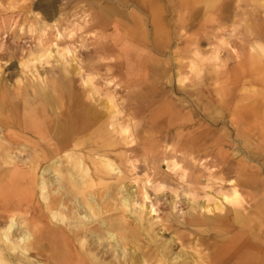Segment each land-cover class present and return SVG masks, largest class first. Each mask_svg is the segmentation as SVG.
<instances>
[{"label":"bare ground","instance_id":"obj_1","mask_svg":"<svg viewBox=\"0 0 264 264\" xmlns=\"http://www.w3.org/2000/svg\"><path fill=\"white\" fill-rule=\"evenodd\" d=\"M195 1L198 0H92L91 4H98L100 11L114 24L116 39L101 48L118 46L120 58H115L107 67L128 72V76L117 82L125 97L121 103L125 111L141 114L144 106L160 97H168L171 107L175 98L170 90L161 88L163 75L170 71L173 83L175 80L179 83L174 87L177 91L181 90L186 97L199 95L195 101L196 112L203 114L207 110L213 96L204 84L205 79L201 77L204 85L200 88L190 89L192 83L189 84L201 72L200 67L194 66L196 51L190 49L194 37L188 33L198 8H194ZM130 5L133 8L127 11ZM42 6L44 16L52 18L57 12L55 3ZM180 7L187 10L178 15L182 21L181 31L176 29L174 17ZM21 10L30 12L26 7ZM14 15L12 11L10 16ZM104 19L100 21L102 24L109 21ZM33 31L35 27L30 26L29 32ZM182 37L185 62L180 70L175 63L176 49H172ZM220 48L213 50V56L207 60L218 63ZM247 48L248 55L243 60L239 55L234 56L239 58L237 61L244 72H233L232 77L226 78L227 85L221 86L218 95L235 98L231 105L232 123L246 122L247 127L241 132L251 136L260 112L259 104L251 94L241 97L236 87L229 85L242 81L245 72H249L247 69L257 63L259 45L251 43ZM233 51L236 52L234 48ZM160 57H165L164 61ZM166 57L170 59L169 66ZM84 84V93L92 96L88 77ZM49 85L50 90L45 86L34 89L33 98L28 100V97L22 105L11 103L13 98L10 97L0 100V264L167 263L169 242L159 245L156 240L155 248L139 257L136 248L130 252L126 250L127 245H134V229L110 214L104 217L105 213L117 209L133 212L132 197L137 190L129 191L130 188L119 181L122 171L111 158L120 144L115 135L123 144L132 143L136 140L132 137L136 127L130 119L118 120L110 100L102 107L85 101V94L76 91L66 67L60 68L58 77L49 79ZM244 99L247 102L239 106L237 102ZM174 110L173 107L164 109L168 113L165 115L174 117ZM197 144L190 138L182 141L177 149L188 153L200 151L203 143L195 149ZM127 161L135 167L133 160L128 158ZM109 177L118 183L108 182ZM31 187H38L42 204L33 199L35 192ZM160 187L153 189L158 192ZM221 200L233 206L229 226L219 223L224 226L222 232L231 234L224 241L208 246L211 250L207 264H264V207H259L262 201H246L236 185L231 186L228 193H222ZM187 202L193 205L190 198ZM42 207L49 218L45 219ZM136 220L140 224L143 222L140 218ZM172 259L181 261L180 252Z\"/></svg>","mask_w":264,"mask_h":264},{"label":"rangeland","instance_id":"obj_2","mask_svg":"<svg viewBox=\"0 0 264 264\" xmlns=\"http://www.w3.org/2000/svg\"><path fill=\"white\" fill-rule=\"evenodd\" d=\"M201 1L203 4L200 12L190 30L196 39V43L191 46L196 51L195 67H203L202 62L205 61L212 63L207 58L212 55L213 50L219 49L217 45L204 53L199 51L208 49V44L219 43L217 27H205L204 23H209L210 17L216 19L217 8L225 0ZM51 2L58 7L52 18L44 16L42 11V5L46 6ZM91 2L92 0H0V100L10 97L13 98L11 103L22 105L28 97V100L33 98L34 89L37 87L45 86L50 90L49 79L58 77L61 67L69 70L76 91L85 94V101L102 107L110 100L118 120L130 119L129 122L136 127L132 136L136 140L132 143L123 144L120 137L115 135L120 144L111 159L122 171L119 181L125 183L130 188L129 191H137L135 199L132 197L134 213L117 209L105 213L104 217L108 218L110 214L112 218L123 221L134 229V245H127V252L134 247L140 257L143 252L155 248L156 240L159 245L160 242L167 241V250L170 253L167 258L169 261L165 264H207L211 250L208 246L224 241L231 234L222 230L224 224L229 226L231 222L233 206L221 200V194L228 193L231 186L236 185L246 201L259 200L262 201L259 207H264V168L261 167H264V49L261 50L257 63L253 65L257 70L247 73L244 76L246 81L237 88L239 96L247 97L251 94L259 104L260 112L251 136L241 132L247 127L246 122L239 120L237 125L232 123L234 115H231V105L236 101L235 98L232 100L230 96L218 95V91H222L221 86L225 84L221 83V77L231 76L235 66L233 60L222 74L218 73L219 69L206 68L211 70L206 77L209 78L207 85L213 98L203 114L197 113L195 108L199 95L186 97L181 90L177 91L175 88L179 83L176 80L173 83L170 71L168 75H163L161 88L170 90L175 98L171 102V107L175 108L174 117L165 115L168 113L164 109L171 108L168 97L157 98V101L144 106L141 114L134 115L131 110L123 109L121 103L125 97L117 85L122 77L128 76V72L114 71L107 67L108 63L119 57L118 46L101 48L103 44L109 42L110 45L116 39L114 24H111L109 16L100 11L98 4L92 5ZM237 2L236 6L242 8L239 17L243 23L237 28V35L242 38V44L246 45L258 39L254 31H261V28L245 24H250L254 19L255 12L251 11V7L254 8L255 3L251 0ZM105 4L106 2L103 3ZM258 4L263 5L261 1ZM228 5L222 9L226 16L231 15ZM23 7L29 8L30 12L21 10ZM132 8L130 5L127 11ZM12 11L15 12L13 17L10 16ZM179 14L176 11L174 17L176 29L181 31L182 21L181 18L178 19ZM104 17L109 21L102 24L100 21ZM216 24L217 21H213L210 25ZM30 26L35 27V31L29 32ZM230 28L225 26L226 32L228 30L229 33ZM183 38L172 49H176L175 63L179 64L180 70L185 62L182 59L185 53ZM36 55L40 57L36 58ZM160 59L164 61L165 57ZM165 61L169 66L170 59L166 57ZM247 67L246 64L245 68ZM86 77L90 79L93 92L90 97L84 93ZM200 83L201 78L196 77V80L189 83L190 89L193 86L200 88L203 86ZM22 91L26 93L23 95ZM245 102L247 100L244 99L237 103L240 106ZM199 127L200 130L192 132ZM188 138L198 142L195 149L203 143L199 146L201 150L190 151L191 153L179 151L177 147L182 141H188ZM128 158L133 160L135 167L127 161ZM41 171L42 168L38 176ZM107 181L118 183L112 177ZM156 186H161L158 192L153 189ZM255 189L258 190L257 193L254 192ZM31 190L35 192L33 199L42 204L38 187H31ZM189 198L193 205L187 202ZM28 203L30 205L32 202ZM42 210L45 219L49 218L47 210L43 207ZM136 218L142 219V224ZM176 252H180L181 261L172 259Z\"/></svg>","mask_w":264,"mask_h":264},{"label":"crops","instance_id":"obj_3","mask_svg":"<svg viewBox=\"0 0 264 264\" xmlns=\"http://www.w3.org/2000/svg\"><path fill=\"white\" fill-rule=\"evenodd\" d=\"M238 0H225L224 2H222V3H220L219 4V6H218V8H217V12L215 13V15H216V19H214L213 17H210L209 18V23H204L205 25V27H207V26H212V28L213 27H217V29H216V31L218 32L219 31V38H218V41H219V43L218 44H215V45H212V44H208V46H209V48L208 49H205V50H199L200 51V53H204L205 51H208V50H210V48H212L213 46H221V48H220V50H219V54H220V59H219V61H218V63H209V62H207V61H205V62H202V63H204L203 65V67H200L201 68V72H200V74L198 75V76H196V77H199V78H201V77H203V79H205L204 81V84L206 85V87L209 89V87H208V85L207 84H209V78L207 79V72H209L210 73V71L211 70H208V69H206L207 67H210V68H216V69H219L218 70V73H220V74H222V73H225L226 72V68L229 66V63H230V61L231 60H233L235 63H234V69H233V71H231V76L230 77H232L233 76V72H237V74H241L242 72H244V69H242L243 67H242V65H240L241 63H239L237 60L239 59V58H236V57H234V56H237V55H239L240 56V58H242V60L245 58V57H247V55H248V48H247V45L248 44H251V43H256V44H258L259 45V51H258V54H257V56H256V59H259L260 58V52H261V50L262 49H264V0H251L252 2H254L255 3V5H254V8L253 7H251V11L253 10L254 12H255V14H254V19H252L251 20V23L250 24H248V23H245L246 24V26L247 25H251V26H255V25H257L259 28H261V31H257V30H255L254 32H256V37L258 38V39H256V41H253V42H250V43H246V45L244 44H242V38L240 39V38H238V33L239 32H237L238 30H237V28L240 26V25H242L243 23L240 21L241 19H240V17H239V11H241L242 10V8H241V6H236V3H238L237 2ZM261 1V3L263 4V5H261V4H258L259 2ZM228 3H229V5H228ZM235 3V4H234ZM201 4H203V2L201 1V0H198L195 4H194V8L196 9L197 7V9H196V15H195V17H194V19H193V23H192V26L190 27V30H191V28L193 27V25H194V21H195V19H196V17H197V15L199 14V12H200V6H201ZM226 4L228 5V8L230 9V16H226V14L225 13H222V9H223V7L224 6H226ZM261 5V6H260ZM259 10H261L262 12H259ZM177 11H179L180 12V14H185V12H187V10L186 9H184V10H177ZM252 11V12H253ZM225 14V15H224ZM255 18H257V19H259V20H256ZM213 21L215 22V21H217V24L216 25H210V24H212L213 23ZM225 26H228V27H231L230 29H229V33H228V30H227V32H226V30H225ZM190 30H188L189 31V33H190ZM223 32H225V33H223ZM220 33H222V34H220ZM191 35H192V33H191ZM192 38H193V35H192ZM263 39V40H260V39ZM240 40V41H239ZM194 43H196V41H194V38H193V44ZM238 43H240L239 45H238ZM243 45V46H242ZM243 47V48H242ZM233 48L236 50V52H234L233 51ZM190 49H192L191 48V46H190ZM193 50H195V49H193ZM198 50V49H197ZM244 51H246V53H244ZM223 52H225V53H223ZM242 54V55H241ZM201 55H204V54H201ZM226 59V60H225ZM217 65H219V66H217ZM249 72H245V74L244 75H246V73H248V74H250V73H253L254 72V70H257V68L256 67H252V69H250V68H248L247 69ZM209 73H208V75H209ZM205 74V75H204ZM202 75V76H201ZM209 77V76H208ZM222 79V81H221V83L222 84H224V86H226L227 85V82L225 81L226 80V78H223V77H221ZM194 80H196V79H194ZM194 80H192V82L194 81ZM215 81H217V80H215ZM246 81V79L245 78H243V80L242 81H240L238 84H237V82H235L236 84H233V83H230L229 85H231V86H235L236 87V91H238V87L240 86L241 87V84H243V82H245ZM253 81H255V80H253ZM201 83L203 84V82H202V78H201ZM203 84V85H204ZM196 88V87H199V86H193V88ZM201 87V86H200ZM210 90V89H209ZM211 92V91H210ZM176 103V102H175ZM209 107V106H208ZM206 119V118H205Z\"/></svg>","mask_w":264,"mask_h":264}]
</instances>
